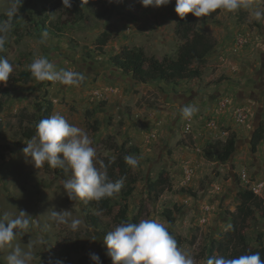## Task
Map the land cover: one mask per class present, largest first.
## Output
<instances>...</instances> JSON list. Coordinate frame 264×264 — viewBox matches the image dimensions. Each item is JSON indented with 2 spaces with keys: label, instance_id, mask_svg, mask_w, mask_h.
Wrapping results in <instances>:
<instances>
[{
  "label": "rangeland",
  "instance_id": "374dc122",
  "mask_svg": "<svg viewBox=\"0 0 264 264\" xmlns=\"http://www.w3.org/2000/svg\"><path fill=\"white\" fill-rule=\"evenodd\" d=\"M14 3L0 0V13ZM261 9L264 0H256L250 9L216 10L212 18L199 21V29L217 41L200 65L201 77L142 83L116 68L111 57L125 48H142L150 56L176 58L183 40L176 32L175 0L158 8L145 7L140 0H88L77 22L64 11L62 0H22L16 11L20 23L10 25L0 52L13 66L10 76H19L34 59L46 57L55 70H70L83 79L79 85L34 77L28 83H0V151L6 156H0V218L7 213L14 219L24 211L30 219L27 232L0 249V264H8L7 257L17 246L32 252L29 264H49L50 259L55 264L61 261L63 244L75 239L80 245L72 254L73 264L90 253L101 257L107 254L103 231L120 224L119 207L93 224L88 212L95 209L70 199L63 188L71 170L57 171L46 162L36 167L22 151L32 138L22 136L19 114L35 113L37 102L46 101L53 103L51 116L62 115L88 134L100 171L103 158L117 156L113 144L139 147L131 155L139 159L133 168L139 180L124 201L129 218L156 219L185 238L180 248L195 264H207L211 243L232 225L229 212L242 202L240 192L247 188L242 175L246 173L251 182L264 180V140L256 152L250 145L252 131L264 123V90L258 92L253 85L264 74V21L253 15ZM45 17L51 26L58 21L62 31L36 30L35 21ZM105 31L111 38L100 50L97 39ZM185 105L198 109L189 119L181 114ZM233 133L238 144L229 160L206 157L207 144L224 142ZM161 175L172 186L155 197L150 183ZM182 187L197 195L181 191ZM258 196L264 203V189ZM167 209L175 216L173 224ZM54 211L66 222L54 218ZM256 216L242 228L250 245L264 243V217L259 211ZM72 220L80 221L75 231Z\"/></svg>",
  "mask_w": 264,
  "mask_h": 264
},
{
  "label": "clouds",
  "instance_id": "9594fccd",
  "mask_svg": "<svg viewBox=\"0 0 264 264\" xmlns=\"http://www.w3.org/2000/svg\"><path fill=\"white\" fill-rule=\"evenodd\" d=\"M111 2V0H110ZM119 2V0H116ZM143 6H167L171 0H140ZM256 0H175V12L184 18L187 13L195 17H207L216 10L229 13L242 9H250ZM22 0H15L13 7L8 11V16H13ZM66 8L72 7V0H62ZM257 21H264V9L253 13ZM10 25L0 23V52H3L7 42ZM31 75L38 81H50L53 84L79 85L83 79L79 73L60 69L55 70L54 64L46 57L36 58L29 65ZM13 66L9 60L0 56V83L7 84ZM198 109L185 105L181 109L184 118L189 119ZM23 152L30 156L36 167L45 162L53 168L71 170V178L66 179L63 188L70 199L82 201H97L104 198L116 197L124 184V178L113 182L107 177L106 171H100L94 164L96 150L88 134L81 128L70 124L59 114L41 119L36 125V135L26 142ZM125 162L137 167L139 159L128 155ZM67 165V168L65 167ZM61 222H66L65 216L54 211L51 214ZM80 224L79 220L71 221V228L75 231ZM30 219L24 211L19 216L9 219L7 213L0 218V249L10 246L11 242L27 232ZM95 239V238H93ZM107 255L112 264H195L191 255L178 247L177 240L170 234L168 228L156 219H143L139 222H122L104 237ZM32 252L24 251L19 246L8 255V264H29ZM90 258L95 264H102L99 255L90 253ZM49 264H53L50 259ZM55 264H62L58 259ZM207 264H264L259 252L240 255L235 258L212 256Z\"/></svg>",
  "mask_w": 264,
  "mask_h": 264
},
{
  "label": "trees",
  "instance_id": "16d2710c",
  "mask_svg": "<svg viewBox=\"0 0 264 264\" xmlns=\"http://www.w3.org/2000/svg\"><path fill=\"white\" fill-rule=\"evenodd\" d=\"M88 0H72V7H64L72 20L75 22L81 20L82 12L81 6ZM8 11L0 13V23H8L9 25H18L20 23V14L15 13L13 16H8ZM215 13H211L207 17H195L192 13H187L184 18L179 17L176 32L178 36L183 40L177 57L164 56L163 58H157L150 56L142 48H125L123 51L117 53L111 57L113 65L122 71L124 74L131 75L134 80L142 83H154L163 80L168 81H180L184 79H195L203 75V69L200 67L203 64L209 54L214 50L217 41L214 37L202 32L199 29V21L205 18H212ZM64 22V21H63ZM68 22V20H67ZM34 28L36 30L42 29L46 32L55 33L56 31H62V26L57 21L55 24L49 22L46 24L45 19L35 21ZM111 35L109 32H103L97 39L96 45L102 50L109 42ZM197 63V64H196ZM196 64V65H195ZM33 76L30 70H23L19 76H10L7 83L23 82L28 83ZM3 106V102L0 101V107ZM37 111L35 113H29L22 111L19 114L20 124L23 126L22 136L25 138H32L36 135V125L41 119H45L51 116L53 110V103L50 101L37 102ZM27 122L28 124H24ZM264 140V123L257 127L252 135V149L256 152L258 146ZM238 144V137L235 133L228 136L224 142L209 143L204 148V153L207 158H218L221 161H227L231 155L235 152ZM116 152L117 156H107L103 158L102 171H106L107 177L115 182L120 178H124V184L119 194L114 198H104L99 202L85 201L88 209H95V211H89L88 217L93 224H97L100 220L101 214L111 213L116 207H119V219L122 222H139L140 216L136 215L133 218L128 216V204L126 201L134 192L135 184L139 180L138 174L133 172V167L125 162V156L137 154L140 149L136 145L127 147L125 145L113 144L111 146ZM0 156L5 159L6 156L0 151ZM57 171H63L61 168H55ZM172 183L168 177L161 175L156 181L150 183L151 190L157 197L160 193H163L167 188H171ZM181 191L187 192L193 195H197V191L190 188L182 187ZM242 202L237 205L236 210L230 211L232 225L223 234L220 240H213L211 247L209 248L208 258L214 255L216 252L218 256H224L225 258H235L240 255L252 254L259 252L261 259L264 260V243L262 241L257 245H250L243 239V226L249 223V220H256V212H261L264 217V203L263 199L254 194L253 191L245 188L240 192ZM120 197L121 200H118ZM169 221L173 224L175 222V216H173L172 209L165 211ZM171 235L175 237L178 243V247H181L185 241V238L181 235H175L174 231L168 229ZM107 230L103 231V234H107ZM79 241L77 239L70 242H65L59 251L62 264H73L72 254L79 251ZM102 264H112L111 258L104 254L100 257ZM79 264H95L90 257L83 256L79 261Z\"/></svg>",
  "mask_w": 264,
  "mask_h": 264
},
{
  "label": "built area",
  "instance_id": "2783aa9c",
  "mask_svg": "<svg viewBox=\"0 0 264 264\" xmlns=\"http://www.w3.org/2000/svg\"><path fill=\"white\" fill-rule=\"evenodd\" d=\"M243 179L246 180L247 182V189L251 190L254 192V194L256 195H261L262 190L264 189V180L262 181H253L251 182L250 178H247V174L244 173L243 175Z\"/></svg>",
  "mask_w": 264,
  "mask_h": 264
},
{
  "label": "flooded vegetation",
  "instance_id": "af4514ba",
  "mask_svg": "<svg viewBox=\"0 0 264 264\" xmlns=\"http://www.w3.org/2000/svg\"><path fill=\"white\" fill-rule=\"evenodd\" d=\"M252 81H253V80H252ZM253 85L255 86V87H254V90H256V91H258V92H259L261 89L264 90V74H262V75L260 76L258 82L253 81ZM251 139H252V137H251ZM251 142H252V141H251Z\"/></svg>",
  "mask_w": 264,
  "mask_h": 264
},
{
  "label": "water",
  "instance_id": "95a60500",
  "mask_svg": "<svg viewBox=\"0 0 264 264\" xmlns=\"http://www.w3.org/2000/svg\"><path fill=\"white\" fill-rule=\"evenodd\" d=\"M255 126H257V125H255ZM253 132H254V130L252 131V133H251V137H252V135H253ZM250 145L252 146V144L250 143Z\"/></svg>",
  "mask_w": 264,
  "mask_h": 264
}]
</instances>
